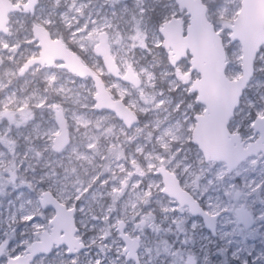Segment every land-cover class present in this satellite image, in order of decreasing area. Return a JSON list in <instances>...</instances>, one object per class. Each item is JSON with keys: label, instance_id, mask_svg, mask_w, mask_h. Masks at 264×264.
Listing matches in <instances>:
<instances>
[{"label": "rangeland", "instance_id": "obj_1", "mask_svg": "<svg viewBox=\"0 0 264 264\" xmlns=\"http://www.w3.org/2000/svg\"><path fill=\"white\" fill-rule=\"evenodd\" d=\"M14 1L22 5L25 0ZM99 1L92 10L94 15H88L87 11L83 14L88 0H77L71 8L68 0H38L31 12L21 7L13 11L8 33L0 32V88L11 112L20 115L17 124L29 113L36 115L35 120L44 115L51 124L53 107H49L48 113H43L47 106L40 107V102L46 100L63 107L72 126L69 145L50 157L53 127L47 123L42 126L40 121L34 125V120L32 127L36 126L40 133L37 129L25 130L24 144L33 133L43 137L44 162L48 164L49 158L52 162L51 169L45 172L50 176L45 183L60 200L76 206L74 234L85 246L68 253L65 243L54 245L49 252L38 253L29 264H264V154L246 157L231 171H227L222 160H205L190 139L193 107L202 111L203 105L194 94H186L188 83L182 76L188 62L171 63L162 47L157 22L150 18L152 11L157 12L161 21L172 14L186 18V14L179 11L175 0H117L120 5L110 6L109 14L104 11L103 0ZM206 1L209 16L224 37L229 59L227 73L236 76L240 73V44L228 38L229 30L221 23L232 20L240 0ZM60 3V7L55 6ZM54 19L65 26L70 20L93 19L97 24L91 26L90 35L106 25L111 35L118 38L114 48L120 63H132L142 74L138 87L121 81L117 84L125 94L131 91V105L143 116L131 128L125 127L117 116L114 128L119 143L112 145L110 155L114 159L106 160L103 167L99 145L103 112L94 106L92 80L76 78L57 65H34L27 73L19 72L25 56L39 50L31 31L32 21L43 20L54 32L58 29ZM71 29L77 33L75 38L85 42L86 28ZM89 59L101 68L100 58ZM37 72L40 76L35 75ZM39 79L52 88L56 97H47L39 87ZM30 82L31 88L27 86ZM30 99L38 104L36 111L25 104ZM184 99L188 105L182 103ZM263 108L264 46L258 52L255 74L230 127L241 131L245 141L252 140L257 133L251 123L256 114L263 113ZM108 126L111 128L112 122ZM160 162L176 171L181 183L194 192L206 209L218 213L215 234L199 215L191 214L186 205L178 204L161 191V176L155 172ZM17 175L26 184V194L18 200L13 198V213L9 209V215L0 219V264H5L9 255L25 252L32 239L49 230V218L54 213L50 206L43 208L36 197L40 183L29 181L27 172ZM238 207L253 215L251 225L239 222ZM120 220L124 222V231L139 240L137 259L125 256V241L118 228Z\"/></svg>", "mask_w": 264, "mask_h": 264}, {"label": "water", "instance_id": "obj_2", "mask_svg": "<svg viewBox=\"0 0 264 264\" xmlns=\"http://www.w3.org/2000/svg\"><path fill=\"white\" fill-rule=\"evenodd\" d=\"M38 0H25L21 7L33 11ZM177 6L186 14L185 22L179 15H171L159 25L164 47H168L171 61L175 63L189 56V67L185 76L195 70L196 76L190 83V89L196 92L197 100L203 109L195 113V123L191 140L198 146L205 160H222L227 171L233 170L242 160L250 155L264 154V108L262 114H256L253 121L255 138L245 141L239 130L230 128L229 122L239 105L244 89L254 76L255 62L261 45L264 44V0H240L236 15L230 21H223L221 26L227 28L228 38L238 41L241 48L240 73L230 76L227 73L229 63L224 37L216 23L208 15L206 0H175ZM14 0H0V31H8L9 13L18 7ZM33 38L37 40L38 54L26 59L23 69L35 62L50 65L55 59L61 66L79 76H88L94 85V106L113 111L124 123L130 125L137 119L136 112L120 97H113L108 91L103 77L94 68L84 62L77 52L65 42L52 36L45 24L33 21L31 24ZM95 49L101 54L104 66L112 74H118V64L110 52L108 36L105 31L99 33ZM120 76V75H119ZM120 77L139 83V78L128 66L126 73ZM58 131L53 137L52 146L62 149L70 141L67 116L61 106L55 109ZM162 180L161 191L173 197L180 205H186L193 215H199L212 234L216 233L217 212H210L200 202L193 191L181 183L175 170L160 162L155 167ZM40 205L52 207L53 215L49 218V230H43L40 238L30 241L25 252L9 255L6 264H29L40 252H49L54 245L65 243L67 252L74 253L85 246L74 232L75 205H68L52 192H44L39 198ZM239 222L249 226L254 222L253 215L246 209H240ZM120 234L125 241L126 257L137 259L139 240L124 231L123 220L119 221ZM244 264H254L247 262Z\"/></svg>", "mask_w": 264, "mask_h": 264}, {"label": "flooded vegetation", "instance_id": "obj_3", "mask_svg": "<svg viewBox=\"0 0 264 264\" xmlns=\"http://www.w3.org/2000/svg\"><path fill=\"white\" fill-rule=\"evenodd\" d=\"M76 1L77 0H68V2H71L70 4H68V8H71L74 5V3H76ZM99 3H100L99 0H88V2L86 3L85 12L83 14H85L86 11H87L88 15L90 13H92L94 15V12L92 10ZM37 5H38V2L36 4V6ZM60 5H61V3L60 4H55V6H58V7H60ZM115 5H118V6L120 5L117 0H103V7L105 8L104 11H105L106 14L110 13L109 12L110 6H115ZM19 7H21L20 4L18 5V7L15 10L19 9ZM208 8H209V6H208ZM15 10H13V11H15ZM13 11H11L9 13V21H10V15H11V13ZM179 11H182V13L184 12V10L181 9V8H179ZM105 13H104V15L106 16ZM172 15H177V14H172ZM208 15H209V9H208ZM180 17L182 18V16H180ZM150 18L152 20H154L155 22H157L158 32L160 34L159 25H160V23L162 21L158 19L159 17H158L157 12L152 11L151 15H150ZM99 20H100V18H99ZM185 20H186V18L183 17L182 21L185 22ZM36 22L45 24L46 27L50 30L52 36H57V37L61 38L68 47H70L71 49L75 50L77 52V54L80 56V58L84 62L90 64L94 68L95 71L100 73V75L104 79L105 85H106L108 91L110 92V94L113 97L122 98V100L125 101L134 110V108L132 107L131 102H130V100L128 98L130 96L129 93H131V91H127L126 94H125L123 91L119 90L117 84H118L119 81H121V82H125V83H128V84H131V85H133L135 87L136 86L138 87L141 84L142 79H143L142 78V74L137 71V69L134 67V65L132 63H127L125 66H123L120 63V61L116 57V51H115V48H114V44H115L116 40H118V38H115V37H113L111 35L112 33L110 32L111 29L109 27H107L106 25H103V26H100L99 28H96L93 31V34H92L93 36H92V35H90V31L92 30L91 26H94V25L97 24L96 23L97 21H94L93 19H84V21H83V19L70 20V23L66 24V26L63 23H60L58 21V19H54V25L58 26V29L56 31H54V32L49 28V25L46 22H44L43 20H36ZM8 23H7V25H8ZM64 26H65V29H64ZM75 26H82V28L84 27V29L86 28V31H87L86 36L87 37L85 38L86 39L85 42L84 41H79V39L75 38L77 36L76 35L77 33L76 32H72V29H71L72 27H75ZM8 31H9V26H8ZM8 31L6 33H8ZM101 31H105L107 36H108V42H109V45H110V52L115 57L116 62L118 64V74L120 76L124 75L126 73L127 67L130 66L132 72L134 74H136L138 76V78H139V83L138 84H134L132 81H130L128 79H125V78H122L119 75L112 74L106 69V67L104 66L103 60L101 58V54L98 51H96V49L94 47L95 43L99 40V33ZM0 32H2V31H0ZM2 33H4V32H2ZM6 33H4V34H6ZM160 37H161L162 47H164V45H163V37H162L161 34H160ZM35 41H36V44H37V46L39 47V50H40V46L38 45L37 40H35ZM144 44L145 43H142V45H144ZM263 46H264V44L261 45L260 50L263 48ZM164 49L166 50L167 56L170 58V61H171V54L169 53V50H168L169 48L168 47H164ZM39 50L37 51V53L35 52V54L29 55V56H25V58L22 60L21 65L19 67V72L20 73H27L28 70H30V68L33 67L34 65H39V67L46 65V63L35 62V63H32L28 67H25L23 69V66H24V63H25L26 59L38 54ZM91 56H94L96 58H100L99 60H100V62L102 64L101 68L98 69L95 66V64L90 62L89 58ZM180 61H182V62L183 61H187L188 62L187 68L183 72V76H182L183 80L188 83V90L189 91L186 92V94H188L190 92L191 94H194V96L196 98V92L190 89V83H191L192 79L196 76L197 73L195 72V70H193L188 75V77H186L185 76V72H186V70L189 67V56L183 57L180 60L176 61L175 63H172V61H171V63L172 64H177ZM255 64H256V62H255ZM54 65H57V67L59 69H62L63 71L74 75L76 78L80 77V78H83V79H88V76H79V75H77L75 73L70 72L65 67L61 66V61L59 59H55L50 65H46V66H54ZM40 74H41L40 72H37L35 75L36 76H40ZM254 74H255V72H254ZM19 80H22L21 77L19 78ZM38 81L40 83L39 84L40 89L44 93H46L48 95L47 97H52V96L56 97V94L52 90V88H50L49 86L45 85V82L43 80L39 79ZM57 81L58 80H56V82ZM21 84H22V82H21ZM27 86H29L31 88L33 86V83L30 82V83L27 84ZM246 88L244 89V91L246 90ZM3 93H4V90L1 87L0 88V219L2 218V216L4 217L5 215L6 216L9 215L8 214L9 209H10V213H13L12 212V208H10V207H13L11 205V202L13 203L14 199L18 200L20 198V196H23L24 194H26L25 193L26 184L22 183L23 181L18 180L17 172L20 173V174L23 173V172H27V177L29 178V181H33L34 183H40L39 187H38V192L36 193V197H37L38 200L43 195L44 192L49 191V192L53 193L52 189L48 188L47 184L45 183L48 179H50V176L48 177L45 172L47 171V168L51 169L52 162H51L50 158L48 159V164L46 163V161L44 162V160L46 159V151H45V148H44V145H43V140H44L43 137L41 135L38 136L37 134L33 133L31 135V138L26 140V142L24 144V138H25L24 133H25V130H27L26 132H28L29 128L31 130L37 129V131L40 133V130H38V128H36V126L32 127V123H34L36 115L34 116L33 114H30V113L26 114V115L23 116L24 119H21L22 123L17 124V122H18V120L20 118V115L17 112H11L12 111L11 108H10L11 105L8 102L3 101V97H2ZM45 99H47V98H45ZM241 99H242V97H241ZM196 100H197V98H196ZM46 102H47L46 100H43V103L40 102V107L42 105L43 106H47V108H43L44 109L43 113H48L49 107H53V109H54L52 111V113H53V122L50 124L49 120L48 119H44V115L42 116L40 114L41 118H40V116H38L39 118H37L38 120H35V124L34 125H36L37 123L39 124L40 121H41L42 123H44L42 126H44L47 123L48 127H50V126L53 127L52 134H51L52 136H51V138L49 140V148L50 149L48 151V157H50L51 154L56 153V151H61L66 146L69 145V143L72 140V136H71L72 126H71V123H70V121L68 120V117H67V125H68V128H69L70 141L62 149H60V150L54 149L53 146H52L53 137L55 136V133L58 131V125H57V122L55 120V109L58 106H56V104L55 105L54 104L51 105V104L46 103ZM182 103L188 105L187 99H184V101ZM25 104L28 107L29 106L35 107L34 111H36L37 108H39L38 104H35L32 99L27 100V102ZM62 109H63V107H62ZM63 111H64V109H63ZM101 111L103 113L101 115V127H99L100 130H101V133H100V136H99V145H101V151L103 153V155H101V157H100L101 160H102L101 166L103 167L104 166L103 163L106 160L114 159V157L112 155H110L111 154L110 151L112 150L111 147H112V145L118 144L119 142H118V135H117V133L115 131V128H114V123H116V120H117L116 118H117L118 115L114 114L113 111H111L109 109H106V108H102ZM134 111H136V114H137L136 121H134L130 125H127L126 123H124L125 127L131 128V126H133L137 122L141 121V117L143 116V114H141V112H139L137 110H134ZM197 112H200V111H196L194 109V107H193L192 116L194 117L195 113H197ZM235 112H236V109H235ZM144 116H146V115H144ZM110 122H112V124H113V126L111 128H109V126H108ZM24 123H26L28 126L23 125ZM194 123H195V117H194ZM251 125H252V123H251ZM81 126H82V124H81ZM193 126H194V124H193ZM147 130H148V126H146V129H145L146 132L144 131V133L146 134L145 136H147ZM191 132H192V129H191ZM15 134H17L16 137H15ZM190 139H191V137H190ZM146 143L147 142H145V144ZM192 143H194V142L192 141ZM29 151L34 152V155H31L29 153ZM14 160H16V161H14ZM25 164H26V169L24 168ZM145 182H146V180H145ZM27 189H29V191H30L29 184L27 186ZM29 191H27V192H29ZM39 202H40V200H39ZM44 208H46V207H44ZM75 214H76V210H75ZM118 228L120 229L119 222H118ZM124 250L127 251V249H124ZM125 256H126V253H125Z\"/></svg>", "mask_w": 264, "mask_h": 264}, {"label": "bare ground", "instance_id": "obj_4", "mask_svg": "<svg viewBox=\"0 0 264 264\" xmlns=\"http://www.w3.org/2000/svg\"><path fill=\"white\" fill-rule=\"evenodd\" d=\"M115 53V52H114ZM115 55V54H114Z\"/></svg>", "mask_w": 264, "mask_h": 264}]
</instances>
